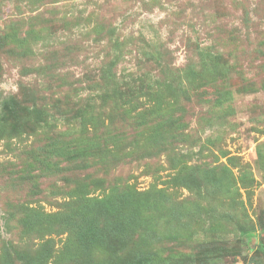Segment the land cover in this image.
<instances>
[{"label":"rangeland","instance_id":"rangeland-1","mask_svg":"<svg viewBox=\"0 0 264 264\" xmlns=\"http://www.w3.org/2000/svg\"><path fill=\"white\" fill-rule=\"evenodd\" d=\"M65 142L88 153L43 156ZM77 185L145 193L150 209L93 263L264 264V0H0V264L46 241L44 264H84L62 226L23 224L31 208L83 212Z\"/></svg>","mask_w":264,"mask_h":264},{"label":"trees","instance_id":"trees-1","mask_svg":"<svg viewBox=\"0 0 264 264\" xmlns=\"http://www.w3.org/2000/svg\"><path fill=\"white\" fill-rule=\"evenodd\" d=\"M160 93V92H159ZM229 96V94H227ZM222 95V98L215 100V104L212 105V110L214 107H221L229 100V97ZM13 101L6 103L5 107L13 106ZM4 107V108H5ZM162 109L158 107V113ZM168 126L175 129V126H180L178 122L173 118L168 119ZM140 125L146 123L144 118L140 119ZM173 124V125H172ZM160 127V126H159ZM162 128V127H161ZM164 132V131H163ZM163 133V137H165ZM84 146L77 145L72 146L67 144L56 145L54 144L53 148L44 151V157L52 159L53 157L63 158L69 162L76 161L83 153H88L83 150ZM100 148L99 143L95 141L93 143H88L86 150L98 152ZM90 154V153H89ZM49 160L43 161V164L47 169L53 167V173H61L63 167L60 166L61 161L56 160L52 163ZM214 172V170H213ZM222 175L215 177L214 184H216L222 191L228 193L231 187L232 173L227 167H223ZM215 175V174H214ZM189 178H186L184 181L180 177H176L174 182L176 185L181 186L183 184L188 185ZM243 181V180H242ZM245 182L243 181L242 184ZM102 184L100 180L93 182L92 186L98 187ZM200 184L198 187H201ZM88 186L77 185L76 188H73L72 192H69L71 197L77 198V202H80L81 205L79 209H82L83 212H77V215L74 214V211L71 214L62 216L55 220L52 218L51 214L45 213L44 211L31 208L26 213L23 224L27 231H38L42 227H51V226H62L70 234V237L75 241V246L73 247L71 257L73 259H80L84 264H107V263H93L90 259L95 252L98 253H107L108 250L104 248V245H112L116 242L122 252H124L127 247L125 238L122 237L124 233H127L125 229L127 226L141 223L143 224L144 219L150 218V209L148 208L146 201H141V198L145 196V193H138L136 191H123L118 192V194L110 193L103 195L101 197H90L87 196ZM89 189V188H88ZM200 189V188H199ZM158 192L164 190H155ZM166 198L163 194L161 198ZM157 202H160L157 201ZM145 206H144V205ZM149 211V212H148ZM145 222V221H144ZM59 226V227H60ZM133 230V229H132ZM242 235L246 237H252L253 233L247 229H240ZM52 242L46 241L43 243L42 249L39 254L36 256H31L25 252H20L14 250V248L8 247V252L4 254V261L6 264H13L14 260H18L21 264H44L48 259L49 253L52 252ZM263 245V244H262ZM262 248V247H261ZM115 250H117L115 248ZM111 253V252H110ZM109 253V258L106 259L108 264L112 263L114 258V253ZM120 258V256L118 257ZM121 264H143L146 263L144 260L138 258L121 261ZM148 264H171L169 262H162L158 259L148 260Z\"/></svg>","mask_w":264,"mask_h":264}]
</instances>
